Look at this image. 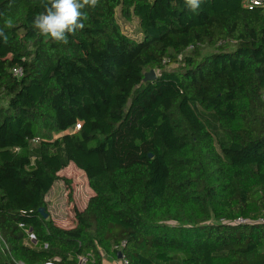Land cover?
<instances>
[{
  "label": "trees",
  "instance_id": "16d2710c",
  "mask_svg": "<svg viewBox=\"0 0 264 264\" xmlns=\"http://www.w3.org/2000/svg\"><path fill=\"white\" fill-rule=\"evenodd\" d=\"M248 1L99 0L63 44L32 25L42 0H0V264H264V5ZM70 164L94 194L61 228L39 209Z\"/></svg>",
  "mask_w": 264,
  "mask_h": 264
},
{
  "label": "rangeland",
  "instance_id": "374dc122",
  "mask_svg": "<svg viewBox=\"0 0 264 264\" xmlns=\"http://www.w3.org/2000/svg\"><path fill=\"white\" fill-rule=\"evenodd\" d=\"M117 12L120 14V8H118ZM119 21L125 32L136 39H143L138 18L134 14H132L131 19H125L119 16ZM209 51L211 50L208 48L203 50L204 53ZM177 67V64H172L170 66L171 69ZM59 175L63 178L70 179L71 187L68 188L63 180H59L54 184L46 197L48 203L47 212L57 226L61 228H70L74 225V208L76 207L79 210H83L94 192L88 184L85 173L74 164H70L67 168L63 169L59 172Z\"/></svg>",
  "mask_w": 264,
  "mask_h": 264
},
{
  "label": "clouds",
  "instance_id": "9594fccd",
  "mask_svg": "<svg viewBox=\"0 0 264 264\" xmlns=\"http://www.w3.org/2000/svg\"><path fill=\"white\" fill-rule=\"evenodd\" d=\"M99 0H42L44 11L35 15L32 25L45 40L67 44L69 36L85 28L87 13L85 7L95 8ZM201 0H186L187 6L195 11ZM12 20H6V27H12ZM0 38L6 43L8 36L0 29Z\"/></svg>",
  "mask_w": 264,
  "mask_h": 264
},
{
  "label": "built area",
  "instance_id": "2783aa9c",
  "mask_svg": "<svg viewBox=\"0 0 264 264\" xmlns=\"http://www.w3.org/2000/svg\"><path fill=\"white\" fill-rule=\"evenodd\" d=\"M262 3L264 4L263 0H249L247 2V5L249 8H252L253 6L263 5ZM22 71L23 70L21 68L14 69V74L17 76H20L22 75ZM262 97L264 99V93ZM263 222H264V219H263ZM119 260L121 261V264H129V262L126 259H119ZM78 261H79V264H98L92 254L82 255L79 257ZM48 264H55V263L50 262ZM101 264H105V263L103 262Z\"/></svg>",
  "mask_w": 264,
  "mask_h": 264
},
{
  "label": "water",
  "instance_id": "95a60500",
  "mask_svg": "<svg viewBox=\"0 0 264 264\" xmlns=\"http://www.w3.org/2000/svg\"><path fill=\"white\" fill-rule=\"evenodd\" d=\"M155 78H156V73L154 70H151L150 72L146 73V75H145V81L152 80ZM39 212L44 216V218L49 217V213L46 211V208H44V207L40 208ZM119 257L122 258L121 254L119 255Z\"/></svg>",
  "mask_w": 264,
  "mask_h": 264
},
{
  "label": "crops",
  "instance_id": "0c3cea01",
  "mask_svg": "<svg viewBox=\"0 0 264 264\" xmlns=\"http://www.w3.org/2000/svg\"><path fill=\"white\" fill-rule=\"evenodd\" d=\"M104 263L105 264H121V261L119 259H114L110 256H105Z\"/></svg>",
  "mask_w": 264,
  "mask_h": 264
}]
</instances>
